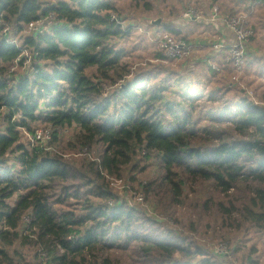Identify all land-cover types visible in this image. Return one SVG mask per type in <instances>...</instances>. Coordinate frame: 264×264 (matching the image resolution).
<instances>
[{"label":"trees","instance_id":"trees-1","mask_svg":"<svg viewBox=\"0 0 264 264\" xmlns=\"http://www.w3.org/2000/svg\"><path fill=\"white\" fill-rule=\"evenodd\" d=\"M114 7L109 0H0V264H224L117 199L107 176L128 167L145 174L151 164L154 172L140 182L148 197L170 209L187 204L186 190L198 185L208 197L197 203L207 211L214 206L223 224L248 223L264 235V102L237 96L210 108V122L201 123L193 115L204 97L200 81L218 84L208 93L215 99L231 88L232 74L229 87L213 81L219 72L207 62L191 80L167 69L133 74L123 61L128 51L118 46L132 28L120 15V22L111 19ZM52 13L47 29L22 34ZM190 26L221 35L212 23ZM15 28L21 43L9 39ZM23 52L31 56L27 66ZM225 56L214 59L225 64ZM172 92L178 101L168 98ZM48 125L50 143L74 126L67 147L98 157L67 158L26 140L23 130ZM257 251L249 247L244 259L258 264Z\"/></svg>","mask_w":264,"mask_h":264},{"label":"rangeland","instance_id":"rangeland-1","mask_svg":"<svg viewBox=\"0 0 264 264\" xmlns=\"http://www.w3.org/2000/svg\"><path fill=\"white\" fill-rule=\"evenodd\" d=\"M51 3V0H49ZM115 6V10L111 11L113 14L120 15L123 19V27L132 28L129 37L118 40V46L123 45L128 51L125 60L133 69L131 72L143 71H161L168 70L175 71L178 75L184 76L188 79H196L201 75V70L206 66V62L210 65V61L215 62L214 49L210 47L211 42L221 40V35L216 32H211L209 29L205 30L208 33L202 32V28H192V22L206 25L212 23L211 13L215 6L219 7V13L222 16H242L245 20L244 25L247 28L253 29V35L248 43L247 50L250 52L248 65L244 67L241 74L238 75V82L235 87L220 95L216 92L215 99H211L208 93L215 90V84L198 85L204 88V97L200 99L199 107L193 112L194 117L199 118L203 124H208L210 120L207 119L209 114L207 111L215 106L223 105V102L233 104L237 96L247 95L255 103L264 102V4L254 3L248 0H109ZM247 4L251 5L253 10H247ZM195 9V14L188 18L185 16L186 12ZM118 17V16H117ZM220 23L218 21L215 24ZM43 23H40L41 25ZM213 24V23H212ZM221 24V23H220ZM189 25V27H186ZM175 27L181 29L180 34L169 31L166 27ZM9 28L11 26L8 25ZM47 29V25L43 28ZM193 30L195 35L190 32ZM15 29H11L14 32ZM30 30L27 25L22 34H28ZM188 31V32H187ZM204 31V30H203ZM170 33L175 37L180 38H193L194 42L200 43L196 45V49H192L190 53L178 60L162 59L159 53L163 50L159 46L158 34ZM190 33V34H189ZM11 35L12 39L21 43V35ZM183 35H186L182 37ZM185 39V38H184ZM186 40V39H185ZM225 43L228 40L224 41ZM251 49V50H250ZM223 49L220 54L225 53ZM220 64V63H219ZM222 71L212 76L213 81L217 78L224 79L228 86V81L233 75L232 71L226 68L225 64H220ZM157 71L156 73H158ZM231 75V76H232ZM131 75H128V77ZM205 76V75H204ZM230 77V78H229ZM128 79V78H126ZM176 80L173 76L170 81ZM202 80V79H201ZM151 82L147 83L150 84ZM175 88H179L175 82ZM182 85V84H181ZM107 87V86H106ZM229 87V86H228ZM241 89V90H240ZM111 90V89H110ZM168 98L178 101L180 97L175 93H167ZM201 117H203L201 119ZM49 126V125H48ZM222 129L231 133L226 125L220 126ZM43 128V127H39ZM26 140H29L28 131L23 130ZM78 129L74 126L63 131L61 138L56 143H49V150L63 153L67 158H81L86 156L89 159L97 158L95 151H89L86 148L82 150H70L67 147L69 140L73 139L77 134ZM233 135V134H232ZM235 136V135H234ZM147 163H152L148 160ZM154 172V165L147 166L145 174L139 171H132L130 167L123 171L120 177L108 176L107 181L112 190L117 193V199L120 203H126L138 211H143L150 219H154L162 225V228H167L174 233H178L182 237L191 241L193 244L201 246L208 251L211 256H214L217 261L224 264H247L250 263L244 259V255L248 252L249 247L255 246L257 253L255 257L258 259V264H264V235L259 234L248 223H244L240 227H233L229 225L228 221H224L223 217L215 210L214 206L210 211L205 210L200 205L202 202L197 203V199H206L208 195L202 192V187L195 185L186 190L187 204L174 205L170 209L165 205L159 203L155 198L147 194L141 188L140 182L143 184L145 179L151 176ZM131 178H136L132 181ZM115 200H112L114 202ZM193 203V204H192ZM210 205H214L212 202ZM152 215V216H151ZM153 217V218H152ZM227 243L230 254L222 257L219 254L220 246ZM238 248L235 252V248ZM33 253L32 250H30ZM33 254L32 256H34ZM41 260V259H40ZM41 261H36L39 264Z\"/></svg>","mask_w":264,"mask_h":264},{"label":"built area","instance_id":"built-area-1","mask_svg":"<svg viewBox=\"0 0 264 264\" xmlns=\"http://www.w3.org/2000/svg\"><path fill=\"white\" fill-rule=\"evenodd\" d=\"M196 10L191 9L188 12H186L185 16L188 18L192 17L193 14H195ZM111 19L120 22L119 16L117 17L112 12L110 13ZM50 18H56L55 13H52L47 18L39 19L33 22L29 23L30 30H34L36 32H42L45 25V21ZM211 21L212 23H217L220 21V23L226 27L227 29L231 30L234 34L233 42L225 43L224 40H218L215 42H211L209 45L211 48L214 49V58H216L219 53L226 49V56H225V65L228 67H231L233 70V75L230 79V87L236 85L238 80V75L242 73L246 61H247V46L250 42L252 35H253V29L247 28L244 25L245 20L242 16L236 17V16H222L219 13V7L215 6L212 13H211ZM40 23H43L39 25ZM6 31V29H5ZM17 30L14 32H11V35H16ZM158 42L160 48L163 50L164 59L167 60H178L190 53L192 49H196V45L188 42L184 38H178L174 35L167 33V34H158L157 35ZM10 41L12 42H18L15 39H12V37H9ZM25 56V62L24 65L27 66V64L31 61V56L28 54V52L22 53ZM21 60V57H18L14 61V65L12 66L11 70H14L17 66L19 61ZM208 63V62H207ZM210 68H212L216 72H221L222 67L221 65L215 60V62L210 61L209 63ZM53 136V130L52 127L46 126L43 128L36 129L33 133L29 134V140L31 142V145H39L41 148L45 150H49V143L52 140ZM108 177V176H107ZM111 203V202H110ZM24 220L27 223L31 222V219L29 216H25ZM229 247L227 243H224L220 246L219 254H221L222 257L227 256L230 254ZM41 258L45 259V253L40 252ZM40 264H46L45 261H41ZM250 264V263H247Z\"/></svg>","mask_w":264,"mask_h":264},{"label":"crops","instance_id":"crops-1","mask_svg":"<svg viewBox=\"0 0 264 264\" xmlns=\"http://www.w3.org/2000/svg\"><path fill=\"white\" fill-rule=\"evenodd\" d=\"M213 26L219 31V33H221L222 40H228V43L233 42L234 34L231 30L227 29L220 23H218V26L215 24H213Z\"/></svg>","mask_w":264,"mask_h":264}]
</instances>
